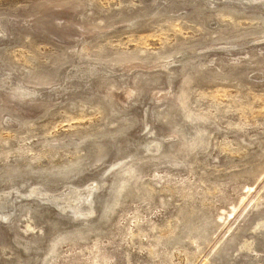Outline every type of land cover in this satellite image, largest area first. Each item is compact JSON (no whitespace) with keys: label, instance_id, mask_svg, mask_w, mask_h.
Here are the masks:
<instances>
[{"label":"rangeland","instance_id":"1","mask_svg":"<svg viewBox=\"0 0 264 264\" xmlns=\"http://www.w3.org/2000/svg\"><path fill=\"white\" fill-rule=\"evenodd\" d=\"M0 264H264V0H0Z\"/></svg>","mask_w":264,"mask_h":264}]
</instances>
